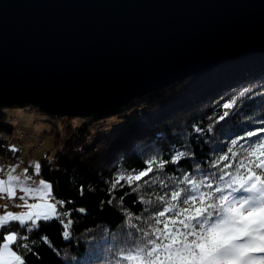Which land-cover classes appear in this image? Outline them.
Returning <instances> with one entry per match:
<instances>
[{
	"label": "trees",
	"instance_id": "obj_1",
	"mask_svg": "<svg viewBox=\"0 0 264 264\" xmlns=\"http://www.w3.org/2000/svg\"><path fill=\"white\" fill-rule=\"evenodd\" d=\"M4 108L0 105V160L14 161L19 139ZM105 117L117 122L91 132L90 124ZM71 123L64 137L56 134L55 144L62 142L64 151L44 156L37 175L65 200L58 211L72 223L65 229L57 220H41L31 231L21 229L10 246L26 264H137L125 257L154 238L146 234L162 227L158 213L174 203L173 191H181V199L191 194L185 176L198 183L210 179L213 189L200 191L213 192L223 186L219 176L235 175L250 146L264 140V54L215 66ZM249 132L257 135L248 137ZM149 168L147 176L128 183ZM3 239L0 232V244Z\"/></svg>",
	"mask_w": 264,
	"mask_h": 264
},
{
	"label": "water",
	"instance_id": "obj_2",
	"mask_svg": "<svg viewBox=\"0 0 264 264\" xmlns=\"http://www.w3.org/2000/svg\"><path fill=\"white\" fill-rule=\"evenodd\" d=\"M264 54V0H0V105L91 118Z\"/></svg>",
	"mask_w": 264,
	"mask_h": 264
},
{
	"label": "snow or ice",
	"instance_id": "obj_3",
	"mask_svg": "<svg viewBox=\"0 0 264 264\" xmlns=\"http://www.w3.org/2000/svg\"><path fill=\"white\" fill-rule=\"evenodd\" d=\"M247 135L252 137L257 133ZM175 159L179 162L180 155ZM231 167L232 164L225 165V169ZM35 171L39 173V163L35 165ZM150 171L151 168L128 178V183L131 184L133 179L140 181ZM219 180L223 186H215L213 192H202V187L213 189L210 179L198 183L185 176L182 182L190 185L191 194L186 193L181 199V191H173L171 200L174 203L158 213L156 223L162 227L146 234L154 238L145 241L143 247L137 245L136 254L125 259L137 261V264H264V140L250 146L246 158L239 161L235 175L225 172ZM17 187L41 201L51 195V185L44 181L39 188L33 189L21 185L18 176L9 175L6 182L0 180V193H7L9 197H14ZM175 202L185 207L177 208ZM25 206L29 211L23 214L0 215V232L8 233L0 247V264H26L22 255L10 247L18 241L21 229L31 231L41 220H57L65 229L72 223L65 221L64 212L58 211L54 203H25ZM170 212L174 215L168 217ZM13 228L17 231L13 232ZM63 236L68 237L69 232L63 231ZM16 247L22 245L16 243Z\"/></svg>",
	"mask_w": 264,
	"mask_h": 264
},
{
	"label": "rangeland",
	"instance_id": "obj_4",
	"mask_svg": "<svg viewBox=\"0 0 264 264\" xmlns=\"http://www.w3.org/2000/svg\"><path fill=\"white\" fill-rule=\"evenodd\" d=\"M4 111L8 121L13 125V127L19 126L21 133H24L25 135L23 137L18 135L19 141H17L18 143L15 145V147L19 149L18 158L14 161L1 159V161L8 162L10 165L13 164L14 166L2 170L5 178H0V180H4L6 182L9 175L18 176L20 177L21 185L33 189L39 188L41 181L49 184L47 180L37 175L35 165L37 163L40 164V160L47 154L53 158L57 150H62L63 152L64 150L62 148L64 144L62 142H59L57 145L55 144V140L57 139L56 134L64 137L66 134L65 129L69 122H72V125L73 123L78 125L85 118L76 117L70 118V120L66 117L51 118L43 112L34 111L33 108L29 109L20 105L5 107ZM54 120H57V122H55L57 123L56 125L53 122ZM115 122H117L115 117H105L97 122L93 121L90 124L89 129L91 132H95L99 128L108 127ZM32 144L33 146L35 144H40V146L38 148H33ZM5 187H7V183H5ZM22 196L24 199L20 200L18 205L19 208L16 212H13L10 208H8V206L4 205V207L2 206V209L0 210V215H6L7 213L20 215L29 211V209L25 206V203L43 204L45 202L39 200L37 197L26 195L24 192L20 193V197ZM12 231L15 232L16 230L12 229ZM7 234V232H3L4 236ZM4 242L5 241L3 239L0 247H2Z\"/></svg>",
	"mask_w": 264,
	"mask_h": 264
},
{
	"label": "built area",
	"instance_id": "obj_5",
	"mask_svg": "<svg viewBox=\"0 0 264 264\" xmlns=\"http://www.w3.org/2000/svg\"><path fill=\"white\" fill-rule=\"evenodd\" d=\"M23 107H27V108H33V110L34 111H38L35 107H33V106H31V105H24ZM39 112V111H38ZM61 118V117H60ZM54 122V124L56 125L57 123H55V122H57V120H54L53 121ZM20 137H23L25 134L24 133H20V134H18ZM40 146V144H35L34 146H33V144H32V147L33 148H38ZM7 193L4 195V197H3V195L2 194H0V208H1V206H2V204L4 203V202H6L7 203V201H9V200H14V199H16L17 198V195L15 194L14 195V197H11L12 199H9L8 197H7ZM46 199L48 200V201H50V202H54V203H56L57 205H64L65 204V202L64 201H62L60 198H58V197H56V196H54L53 194H51V195H49V196H46ZM7 204H9V205H11V206H16V203L14 202V201H12L11 203H7Z\"/></svg>",
	"mask_w": 264,
	"mask_h": 264
},
{
	"label": "bare ground",
	"instance_id": "obj_6",
	"mask_svg": "<svg viewBox=\"0 0 264 264\" xmlns=\"http://www.w3.org/2000/svg\"><path fill=\"white\" fill-rule=\"evenodd\" d=\"M24 106V105H23ZM66 118H76V117H68V116H65ZM65 117H61V118H65ZM14 134H13V136H14V138L15 139H19L18 138V134H20L21 133V130H18V129H15L14 128ZM27 137V136H26ZM4 173H3V171H1L0 170V178H5V176L3 175ZM28 179H30L29 177H27ZM30 180H32V179H30ZM20 193H21V191H19V188H16V190H15V194L17 195V198L16 199H12L11 197H9L8 195H7V197L9 198V199H12V200H9V201H7V203H11L12 201H14L15 203H16V206H11V205H9V204H7L6 202H4L3 204H2V206L4 207V205H6V206H8V208H10L12 211H14V212H16L17 210H18V208H19V202H20ZM0 194H2L3 195V197H4V195L6 194V193H0ZM51 194H53V193H51ZM54 195V194H53ZM55 196V195H54ZM62 201H64L65 202V200L64 199H62V198H60ZM45 200H47L46 199V197H45ZM48 201V200H47ZM48 203H54V202H48ZM54 204H56V203H54ZM57 205V204H56ZM1 206V207H2ZM2 208H0V210H1ZM1 213V212H0Z\"/></svg>",
	"mask_w": 264,
	"mask_h": 264
},
{
	"label": "crops",
	"instance_id": "obj_7",
	"mask_svg": "<svg viewBox=\"0 0 264 264\" xmlns=\"http://www.w3.org/2000/svg\"><path fill=\"white\" fill-rule=\"evenodd\" d=\"M16 126V125H15ZM17 127V128H16ZM15 129H18V130H21L19 126H16ZM19 141V140H18ZM18 143V142H17ZM17 143H14V146L17 144ZM11 166H14L13 164H9L8 162H3L0 160V170H4V169H7Z\"/></svg>",
	"mask_w": 264,
	"mask_h": 264
}]
</instances>
